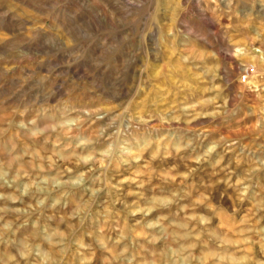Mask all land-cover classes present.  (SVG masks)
Wrapping results in <instances>:
<instances>
[{"label": "rangeland", "instance_id": "1", "mask_svg": "<svg viewBox=\"0 0 264 264\" xmlns=\"http://www.w3.org/2000/svg\"><path fill=\"white\" fill-rule=\"evenodd\" d=\"M0 264H264V0H0Z\"/></svg>", "mask_w": 264, "mask_h": 264}]
</instances>
